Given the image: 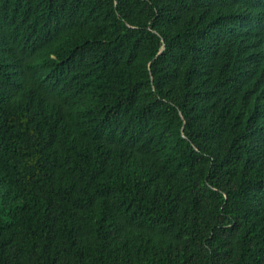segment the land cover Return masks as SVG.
Segmentation results:
<instances>
[{
	"label": "trees",
	"instance_id": "obj_1",
	"mask_svg": "<svg viewBox=\"0 0 264 264\" xmlns=\"http://www.w3.org/2000/svg\"><path fill=\"white\" fill-rule=\"evenodd\" d=\"M0 264H264V0H0Z\"/></svg>",
	"mask_w": 264,
	"mask_h": 264
},
{
	"label": "water",
	"instance_id": "obj_2",
	"mask_svg": "<svg viewBox=\"0 0 264 264\" xmlns=\"http://www.w3.org/2000/svg\"><path fill=\"white\" fill-rule=\"evenodd\" d=\"M166 47L163 48V51H165Z\"/></svg>",
	"mask_w": 264,
	"mask_h": 264
}]
</instances>
